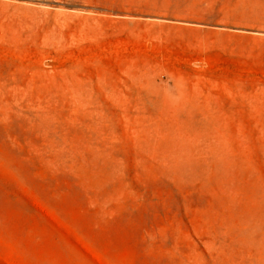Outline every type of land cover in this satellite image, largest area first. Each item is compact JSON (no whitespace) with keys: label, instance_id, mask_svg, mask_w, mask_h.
I'll list each match as a JSON object with an SVG mask.
<instances>
[{"label":"rangeland","instance_id":"1","mask_svg":"<svg viewBox=\"0 0 264 264\" xmlns=\"http://www.w3.org/2000/svg\"><path fill=\"white\" fill-rule=\"evenodd\" d=\"M0 264H264V0H0Z\"/></svg>","mask_w":264,"mask_h":264}]
</instances>
